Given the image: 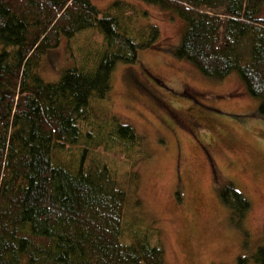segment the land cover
<instances>
[{
    "label": "trees",
    "instance_id": "16d2710c",
    "mask_svg": "<svg viewBox=\"0 0 264 264\" xmlns=\"http://www.w3.org/2000/svg\"><path fill=\"white\" fill-rule=\"evenodd\" d=\"M139 1L182 21L177 58L218 80L237 73L264 100V0ZM87 29L101 33L98 48L45 82L41 56ZM160 39L147 10L126 0L105 9L94 0H0V264H167L138 172L120 175L110 161L117 151L142 161L143 139L103 106L116 67ZM221 197L242 227L252 203L233 183ZM254 259L264 264V245Z\"/></svg>",
    "mask_w": 264,
    "mask_h": 264
},
{
    "label": "rangeland",
    "instance_id": "374dc122",
    "mask_svg": "<svg viewBox=\"0 0 264 264\" xmlns=\"http://www.w3.org/2000/svg\"><path fill=\"white\" fill-rule=\"evenodd\" d=\"M112 1L94 3L105 9ZM126 1L147 10L161 39L158 47L141 50L135 64L120 63L109 102H98L134 126L146 152L139 161L136 153L129 160L117 151L110 161L120 175L138 172L142 209L160 231L167 264H240V258L258 264L254 255L264 245V100L250 95L237 73L218 80L177 58L182 21L176 13ZM99 39L97 29L62 38L40 58L43 80L58 82L82 63L79 52L96 50ZM228 183L252 203L240 228L221 197Z\"/></svg>",
    "mask_w": 264,
    "mask_h": 264
}]
</instances>
